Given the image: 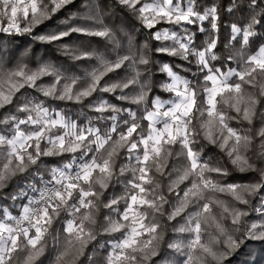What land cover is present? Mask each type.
<instances>
[{"label":"snow or ice","instance_id":"obj_1","mask_svg":"<svg viewBox=\"0 0 264 264\" xmlns=\"http://www.w3.org/2000/svg\"><path fill=\"white\" fill-rule=\"evenodd\" d=\"M253 242L264 0H0V264H230Z\"/></svg>","mask_w":264,"mask_h":264},{"label":"trees","instance_id":"obj_2","mask_svg":"<svg viewBox=\"0 0 264 264\" xmlns=\"http://www.w3.org/2000/svg\"><path fill=\"white\" fill-rule=\"evenodd\" d=\"M122 16V14H121ZM123 18V17H122ZM227 23V21H225ZM36 51L37 58L45 56L47 51V56L45 58L54 59L56 57L55 48L52 46H46L39 44L37 42H32L30 38L19 37L15 41V45H8L10 48L14 46L19 47V51H23V48L28 44ZM19 55V52L17 53ZM53 253H46L45 257H42L43 264H50V260ZM230 264H264V244L260 243H250L247 247L243 248L230 258Z\"/></svg>","mask_w":264,"mask_h":264},{"label":"rangeland","instance_id":"obj_3","mask_svg":"<svg viewBox=\"0 0 264 264\" xmlns=\"http://www.w3.org/2000/svg\"><path fill=\"white\" fill-rule=\"evenodd\" d=\"M53 256H54V253H53Z\"/></svg>","mask_w":264,"mask_h":264}]
</instances>
